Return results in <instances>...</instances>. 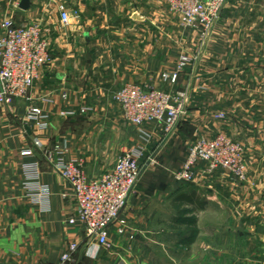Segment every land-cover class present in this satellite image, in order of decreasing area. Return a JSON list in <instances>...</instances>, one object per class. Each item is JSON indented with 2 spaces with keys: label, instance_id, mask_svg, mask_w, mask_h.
Here are the masks:
<instances>
[{
  "label": "crops",
  "instance_id": "1",
  "mask_svg": "<svg viewBox=\"0 0 264 264\" xmlns=\"http://www.w3.org/2000/svg\"><path fill=\"white\" fill-rule=\"evenodd\" d=\"M20 2L0 0V36L5 33L6 20L13 19L18 25L38 23L42 7L51 5V0H31V6L24 10ZM88 2L66 3L79 6L76 27L91 29L85 34V44L79 36L66 39L71 40L72 47H67L63 58L51 47L52 61L41 70L30 95L0 103V264H60L61 255L73 243L78 248L72 251L73 261L69 264H264V160L256 149H250L259 157L247 163L245 180L235 179L221 169L211 175L200 170L190 183L147 176L140 179L122 211L125 224L118 220L109 228L111 247L87 254L84 227L69 223L77 214L72 188L48 161L45 149L65 145V157L83 159L86 174L96 180L114 167H105L110 153L117 160L124 150L142 146L146 168L153 155L163 157L162 167H175L174 157L180 156L181 163L197 140L219 132L232 133L228 122L214 115L219 106L214 94L222 91V86L214 78L217 69L209 66L208 50L201 59L202 74L187 67L177 85L162 79L154 81L153 41L146 31L152 7H146L147 0L144 7H137V0L128 1V7H105L109 0H92L94 7H86ZM249 4L264 7V0L228 2L214 34L223 36L227 28L238 26L246 29L239 32L241 35L254 29V21L246 18L238 24L232 18L233 7ZM95 41L103 47L97 55L89 53ZM73 45H80V50L73 49ZM86 55L98 61L92 66L99 69L98 73H91ZM179 57L180 45L170 53L168 62L160 63L161 71L174 70ZM194 73L206 76L210 83H205L203 77L194 82L187 116L168 139L159 124L129 123L121 105L110 96L127 82L166 91L181 89ZM93 92L101 95L93 96ZM31 106L48 114L46 128L26 121ZM84 108L88 110L83 112ZM26 149H31L33 155H23ZM30 162L39 163L40 182L50 190L47 210L26 193L23 166ZM189 198L193 203H187ZM182 203L192 210L186 216L197 217L199 234L190 245L186 243L189 235H185L189 229L176 222ZM121 227L123 233L119 232Z\"/></svg>",
  "mask_w": 264,
  "mask_h": 264
},
{
  "label": "built area",
  "instance_id": "2",
  "mask_svg": "<svg viewBox=\"0 0 264 264\" xmlns=\"http://www.w3.org/2000/svg\"><path fill=\"white\" fill-rule=\"evenodd\" d=\"M165 1L169 9L179 14L185 26L194 31L199 41L205 44L229 0ZM70 18L69 11L63 10V21L69 23ZM3 26L5 33L0 36V103L10 98L28 97L41 70L52 61L50 39L42 25H18L13 19H8ZM193 59L191 55H181L176 68L162 74L163 80L173 86L177 85L183 68ZM189 97V85L183 89L166 91L135 82L121 86L114 96L129 123L136 126L159 124L167 139L177 131L186 117ZM87 110L82 109L83 112ZM47 117L48 114L42 108L31 106L25 118L39 128H46ZM148 137L144 135V139ZM36 144L42 145L39 140H36ZM67 150L65 145L57 144L52 149H45V156L72 188L77 214L69 219V223L84 227L88 238L87 254L108 249L111 247L110 226L118 220L122 225L125 224L121 214L142 178L147 163L145 149L136 146L124 150L114 167L96 180L86 174L83 159L65 157ZM22 154L32 156L33 151L26 149ZM200 163H205L204 173L211 174L217 169H225L241 180L245 178L244 150L224 135L202 139L191 145L181 168L174 172V179L181 183L194 181ZM23 172L27 195L43 210H47L51 193L48 186L40 182L39 163H26ZM119 232L123 233L124 228L121 227ZM77 248L78 245L73 243L70 250L61 255L60 264L71 263L72 251ZM20 264L46 263L26 261Z\"/></svg>",
  "mask_w": 264,
  "mask_h": 264
},
{
  "label": "rangeland",
  "instance_id": "3",
  "mask_svg": "<svg viewBox=\"0 0 264 264\" xmlns=\"http://www.w3.org/2000/svg\"><path fill=\"white\" fill-rule=\"evenodd\" d=\"M89 1L90 2L86 0V2H88L86 7H94L90 4L92 0ZM128 1L130 0H109V5H105V7H128ZM240 1L241 0H229L228 2L229 5H231L234 3L238 4ZM243 1L244 4L247 3V0ZM67 2L68 0H55V2L51 0L50 6L42 7L39 17L40 20L38 21L46 30L54 53L59 54L61 58H63V54L67 47L71 46V43H69L71 40L66 39L79 36L85 44V34L87 31H91V29L87 27H76L79 18L77 10L79 6L70 7L66 5ZM52 3L55 4L53 5ZM136 6L144 7V0H137ZM146 7H152L151 21L147 19L146 31L147 36L149 33L151 34L153 41V80H163L162 74L165 71H161L160 63L165 60L168 62L170 53L176 51L179 45L180 56L187 54L194 58L191 63L183 68V71L187 67H190L191 70H196V73L201 72L202 74L201 59L205 51L208 50V56L211 58L209 66L217 69L218 72L214 78L215 81L222 86V91H218L215 94L213 93L219 101V106L217 107L218 111L215 112L214 115L217 119L228 122L227 126H230V129H232V133L219 132L214 137H209L208 139H214L224 135L234 143H238L244 150L245 165L250 163L251 160L254 161V159L256 160L257 157H259L255 154L252 155L250 149L259 150V152L263 154L261 157L264 160V7H254L252 5H250V7H233V21L240 24L241 21L247 18L250 19V21H254L257 26L254 29H248L249 33L244 35L239 34V32L244 33L246 29L240 28V26L234 30L227 28L223 36L214 34L215 29H213L211 37L205 44L199 41L194 31L185 26L179 14L169 9L165 0H151V4H148L147 0ZM259 9L260 12L258 13ZM63 10H68L70 13L71 18L69 23H65L62 19ZM261 13L263 15H261ZM250 14L252 15L251 18H249ZM142 31L144 33V29ZM111 35H113L112 32ZM93 36L92 34V37ZM242 36L247 38H242ZM101 38L104 37L102 36ZM79 46L80 45H73V49ZM102 48L103 47L99 46L95 41L92 46H90L89 53L93 52L94 55H97L99 52H102ZM79 50L80 47L78 51ZM86 58V63L91 66V73H98L99 69L92 67L98 61L92 59L88 55H86ZM196 73L193 74L192 79L187 83L190 87L188 108L191 102V90L194 82L199 78H201L202 81L204 78L205 83H210L206 76L200 77ZM116 92L117 90L110 93L112 99ZM90 94L93 96L101 95V93L97 92ZM256 150L254 151L256 152ZM157 156L158 155H153V157H150V165L148 168L145 167L142 178L144 179L147 176L148 178L174 181V172L181 168L185 159L183 161L181 160L180 163V156L174 157L176 158L173 162L176 164L175 167H162L163 157ZM115 160L116 156L114 154H108L106 156L105 167H112L115 164ZM179 163L181 165H179ZM202 164L204 165L201 166ZM202 167H205V163H200L197 173L200 170L203 171ZM215 171L213 173H215ZM205 174L211 175L208 173ZM233 176L235 179L241 180L237 176ZM246 178L247 172L243 180Z\"/></svg>",
  "mask_w": 264,
  "mask_h": 264
},
{
  "label": "trees",
  "instance_id": "4",
  "mask_svg": "<svg viewBox=\"0 0 264 264\" xmlns=\"http://www.w3.org/2000/svg\"><path fill=\"white\" fill-rule=\"evenodd\" d=\"M187 203H193V199L192 198H189L186 200ZM183 203L180 204V209L178 210L179 213H178V216L176 218V222L181 225H186L188 232L185 233V235H189V237L187 236L186 238V243L188 245H190L192 242H194V240L196 239V237L198 236L199 234V229H198V226H197V217L195 215H192V216H186V214L188 213H191L192 210L191 209H187V208H184L183 206Z\"/></svg>",
  "mask_w": 264,
  "mask_h": 264
},
{
  "label": "water",
  "instance_id": "5",
  "mask_svg": "<svg viewBox=\"0 0 264 264\" xmlns=\"http://www.w3.org/2000/svg\"><path fill=\"white\" fill-rule=\"evenodd\" d=\"M31 6V0H21L20 2V8L26 10ZM27 128L29 129V127L27 126ZM30 132V130H29Z\"/></svg>",
  "mask_w": 264,
  "mask_h": 264
}]
</instances>
